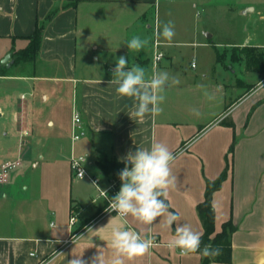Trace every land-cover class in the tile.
I'll list each match as a JSON object with an SVG mask.
<instances>
[{"label":"crops","instance_id":"crops-1","mask_svg":"<svg viewBox=\"0 0 264 264\" xmlns=\"http://www.w3.org/2000/svg\"><path fill=\"white\" fill-rule=\"evenodd\" d=\"M171 1L0 0V165H16L0 183V264H68L80 255L85 264H92L98 248H104L106 259L111 256L112 232L122 229L154 236L157 245L126 264H201L200 255L185 256L179 249L167 247L175 224L168 229L163 218H157L149 227L131 217L106 214L109 199L119 192L121 181L109 190L106 199L98 196L89 179L71 174V155L85 156L86 173L98 179L99 189L107 191L119 175L102 173L96 165L98 157L125 164L129 152L149 148L154 142L166 144L174 154L183 152L172 165L177 183L167 198L169 210L179 213L180 223L202 235L197 205L204 199L206 182L226 171L212 195L215 233L226 222L234 226L229 264H264V148L259 146L261 139L264 142V121L254 123L264 107V100L255 96L264 94V89L230 108L232 128L220 125L228 100L238 95L231 76L216 60L215 49L222 43L211 42L212 34L200 42L196 30L189 34L191 41L169 45L160 40L158 6ZM214 2L176 3L189 5L196 16L197 11L203 13L200 7ZM52 11L55 15L45 25L35 61L14 63L12 55L27 46L36 22ZM134 35L149 40L139 52L129 50L126 44ZM174 44L194 48L193 54L204 48L209 68L201 79L197 74H184L179 85L163 93L162 113L155 118L148 114L141 121L132 115L135 101L118 98L116 86L109 84L112 69L117 59L125 56L129 67L140 65L148 75L159 66L169 72L167 68L175 60ZM157 53L162 57L155 61ZM6 56L9 62L1 64ZM212 73L220 79L206 85L205 78ZM202 84L207 87L202 89ZM66 91L70 92V110L68 127L64 128L52 110L37 112ZM205 93L218 100V110L209 115L200 109L208 98ZM191 103L199 109L192 111ZM74 111L80 116L82 132L73 143ZM255 143L258 148H253ZM5 216L9 222L4 221ZM71 217L75 218L73 224ZM89 227L92 232H88Z\"/></svg>","mask_w":264,"mask_h":264},{"label":"clouds","instance_id":"clouds-1","mask_svg":"<svg viewBox=\"0 0 264 264\" xmlns=\"http://www.w3.org/2000/svg\"><path fill=\"white\" fill-rule=\"evenodd\" d=\"M158 36H162L167 44H171L175 36L174 24L168 21L162 29L158 27ZM149 43L134 35L126 43L129 50L139 52ZM181 83L178 75L164 70L153 69L151 75L146 73L140 65L128 66V59L120 56L116 66L112 69V79L109 84L115 85L118 98H131L135 101L132 115L143 120L150 114L153 118L163 111L161 105L165 101L163 93L166 89ZM264 87V81H258ZM208 96V93H205ZM212 99L211 96H208ZM231 111L221 114L219 120L227 119ZM131 118V117H130ZM183 155V152L173 153L166 144L154 142L149 148L137 149L129 152L124 158L125 167L118 173L121 181L119 192L108 198L107 193H101L109 199V206L105 211H115L121 217H131L141 225L152 226L157 218H163L164 227L172 229L175 224L174 235L168 241L167 247L179 249L181 255L198 254L203 257H215L220 249L212 245H204L201 249V234L194 231L188 224L180 223L179 213L169 210L167 198L169 190L177 183V176L172 172V165ZM130 165V167H129ZM83 176V172L80 173ZM88 232H92L89 227ZM83 238L73 237L74 239ZM111 256L105 258L104 248H98V255L92 258V264H126L137 257H142L156 247L154 236H145L140 232L122 229L113 230L110 241ZM81 256H73L68 264H85Z\"/></svg>","mask_w":264,"mask_h":264},{"label":"rangeland","instance_id":"rangeland-1","mask_svg":"<svg viewBox=\"0 0 264 264\" xmlns=\"http://www.w3.org/2000/svg\"><path fill=\"white\" fill-rule=\"evenodd\" d=\"M176 2L177 0L167 3L161 2L160 6H158L157 26L159 29H162L163 24L172 21L175 30V36L172 41L174 43L191 41L189 34L191 35L194 30L197 31L199 35L197 40L200 42L206 41L205 33H208L210 35L212 34L211 42L222 43V46L217 47L219 61L231 76L233 86L238 88V95L228 100V106L225 107V112L229 111L233 105L242 99L254 95L257 92L260 93L262 90H257V86L258 81L264 79V73H256L253 75L247 72L244 64L245 56L243 54V47L264 45V0H215L214 3L205 4L203 7H200L203 8V13L199 17L194 16V10H191L189 5L185 3L177 4ZM251 8L254 11L251 12ZM179 15L181 17H178ZM149 23L153 28L154 22L152 21V17L149 19ZM162 38V36H159L160 40ZM172 49L174 51L172 56L175 55V60H173V64H170L171 67L167 69H170L169 72L173 75H178L181 82L183 81L184 74L192 76L197 74L199 79L202 78V74H206V70L209 68V62L204 48L195 50V56L192 53V50H194L192 47H181L174 44ZM259 52L264 53V47H260ZM195 65L197 69H193ZM157 70L164 69L159 66ZM209 76H206L205 81L203 80L206 85L209 83L213 84L216 80L219 81L220 79L214 73ZM206 87L202 84V89ZM255 97L256 99L262 98V101L264 100V94H259ZM69 98L70 92L66 91L56 102H48L44 108L39 109L37 114H42L47 109L52 110L56 119L66 128L68 127L69 121ZM251 99L252 97L247 98L244 100V103H249ZM202 105L200 109L203 108L207 115L212 113L213 110H218V100L215 99L207 98ZM190 109L195 111L199 109V106L191 103ZM263 121L264 107L255 116L254 123L260 124ZM259 146L264 148L262 139ZM253 148H258V143H255ZM29 171L34 173L31 169ZM29 190L32 196L36 197V193L31 188ZM96 193L94 192L93 194L96 195ZM4 221L9 222L7 216H5ZM49 222L51 223L53 221ZM42 225L45 226V221L42 222Z\"/></svg>","mask_w":264,"mask_h":264},{"label":"trees","instance_id":"trees-1","mask_svg":"<svg viewBox=\"0 0 264 264\" xmlns=\"http://www.w3.org/2000/svg\"><path fill=\"white\" fill-rule=\"evenodd\" d=\"M56 11L50 12L42 21H37L35 29L31 35L27 37V46L14 53L12 55L14 63L18 62H34L36 56L39 53L43 30L45 25L52 20ZM216 60L219 61L218 51L215 49ZM243 54L245 56V68L247 71L255 72L257 74L264 73V53L259 52V48L255 47H243ZM255 104L250 113L247 115V121L249 120L251 113L255 107L259 104ZM222 126L233 127L234 124L230 119H223L219 123ZM233 145L230 146L229 152L232 153ZM96 165L99 170L104 174L118 175V173L125 167V164L117 162L115 159H107L103 155H100L96 161ZM226 176L224 171L219 178L214 181H207L204 193V199L197 205V214L202 225V244L212 245L213 248L220 249V254L215 257H203L201 256V264L221 263L229 264L231 260V243L230 236L234 230V226L231 222L223 224L220 232L215 233L214 230V209L212 206V195L219 189L222 181Z\"/></svg>","mask_w":264,"mask_h":264},{"label":"built area","instance_id":"built-area-1","mask_svg":"<svg viewBox=\"0 0 264 264\" xmlns=\"http://www.w3.org/2000/svg\"><path fill=\"white\" fill-rule=\"evenodd\" d=\"M200 12L201 11H197L196 12V16H199ZM161 57H162V54L161 53H157L155 55V61L159 60ZM262 81H264V79ZM262 89H264V87H261L259 85L257 86V90H262ZM81 132H82V127H81L80 116H79V114L77 112L74 111L73 114H72V125H71V141L73 143L80 139ZM85 162H86V157L85 156L72 154L71 157H70V171H71V174L75 178H78V179H82V178L89 179V181L92 183V185L95 187L96 191L98 192V196H101V197L105 198V196L99 190V187H98V182L99 181H98V179L94 178V177H91V176H89L86 173V171H85V169L83 167ZM15 166H16L15 164H11V163H4V164L0 165V183L4 182L6 180L8 171H10L11 169L15 168ZM81 172H83V176L80 175ZM118 181H120L119 178L116 179V180H112L111 184H110V188L107 191H105V192L108 193L109 190H114L115 187L117 186ZM106 214L118 215L115 211H113V212H107L106 211ZM119 217H121V216H119ZM74 222H75V218L71 217L70 218V224H73Z\"/></svg>","mask_w":264,"mask_h":264},{"label":"water","instance_id":"water-1","mask_svg":"<svg viewBox=\"0 0 264 264\" xmlns=\"http://www.w3.org/2000/svg\"><path fill=\"white\" fill-rule=\"evenodd\" d=\"M205 37L207 39H210L211 38V35L207 33V34H205ZM8 59H9V56H6L5 59H3V61L1 62V64H6V62L8 61Z\"/></svg>","mask_w":264,"mask_h":264}]
</instances>
